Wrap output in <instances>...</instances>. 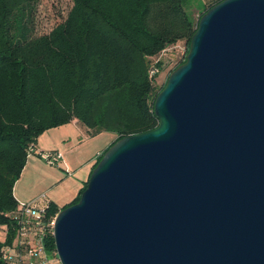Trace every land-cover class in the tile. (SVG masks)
I'll list each match as a JSON object with an SVG mask.
<instances>
[{
    "label": "water",
    "instance_id": "water-1",
    "mask_svg": "<svg viewBox=\"0 0 264 264\" xmlns=\"http://www.w3.org/2000/svg\"><path fill=\"white\" fill-rule=\"evenodd\" d=\"M153 113L56 215L60 264H264V0L201 16Z\"/></svg>",
    "mask_w": 264,
    "mask_h": 264
},
{
    "label": "trees",
    "instance_id": "trees-1",
    "mask_svg": "<svg viewBox=\"0 0 264 264\" xmlns=\"http://www.w3.org/2000/svg\"><path fill=\"white\" fill-rule=\"evenodd\" d=\"M38 1L0 0V225L12 224L14 185L28 148L46 131L76 120L86 138L113 135L92 172L117 141L158 126L157 95L185 62L201 16L222 0L202 9L197 0H71L66 19L33 38L28 15ZM178 48L164 83L149 79V69L162 71L163 56ZM88 180L67 206L50 203L49 214L76 204ZM47 248L55 250L51 233Z\"/></svg>",
    "mask_w": 264,
    "mask_h": 264
},
{
    "label": "crops",
    "instance_id": "crops-1",
    "mask_svg": "<svg viewBox=\"0 0 264 264\" xmlns=\"http://www.w3.org/2000/svg\"><path fill=\"white\" fill-rule=\"evenodd\" d=\"M215 1L208 0L209 4ZM101 137L107 138L101 141L100 146L92 149L87 158L83 157L85 147ZM113 141V135L106 133L93 138L84 137L76 120L46 131L37 139L34 151L59 153L61 159L56 166H49L35 156L29 157L13 188L15 200L25 203L45 194L58 208L67 206L77 197L88 180L97 157Z\"/></svg>",
    "mask_w": 264,
    "mask_h": 264
},
{
    "label": "built area",
    "instance_id": "built-area-1",
    "mask_svg": "<svg viewBox=\"0 0 264 264\" xmlns=\"http://www.w3.org/2000/svg\"><path fill=\"white\" fill-rule=\"evenodd\" d=\"M160 73V68L152 66L149 79ZM32 156L49 166H56L61 159L59 153L35 152L34 146H30L27 157ZM50 203L46 195L41 194L33 201L18 202L17 210L7 214L11 226L0 225V261L3 264H60L56 251L47 248V236L53 233L56 217L49 214Z\"/></svg>",
    "mask_w": 264,
    "mask_h": 264
},
{
    "label": "rangeland",
    "instance_id": "rangeland-1",
    "mask_svg": "<svg viewBox=\"0 0 264 264\" xmlns=\"http://www.w3.org/2000/svg\"><path fill=\"white\" fill-rule=\"evenodd\" d=\"M209 5L208 0H197L196 7L202 9ZM72 7L71 0H39L38 3L32 8V12L28 15L30 33L33 38L40 37L42 35L48 34L53 28L61 24L65 19ZM183 45V44H182ZM179 49H174L166 53L164 58L163 70L158 77L159 85L163 84L169 69L172 68L175 61H177L176 54H179ZM109 136V135H105ZM107 137H101L100 139L89 143L85 147L83 152V157L87 158L90 151L95 147L101 145V141Z\"/></svg>",
    "mask_w": 264,
    "mask_h": 264
}]
</instances>
